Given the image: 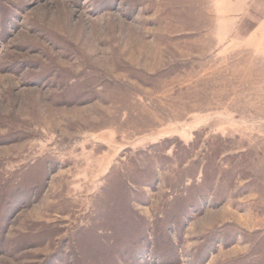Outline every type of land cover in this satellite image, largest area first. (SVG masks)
Masks as SVG:
<instances>
[{
    "label": "rangeland",
    "instance_id": "obj_1",
    "mask_svg": "<svg viewBox=\"0 0 264 264\" xmlns=\"http://www.w3.org/2000/svg\"><path fill=\"white\" fill-rule=\"evenodd\" d=\"M0 264H264V0H0Z\"/></svg>",
    "mask_w": 264,
    "mask_h": 264
}]
</instances>
